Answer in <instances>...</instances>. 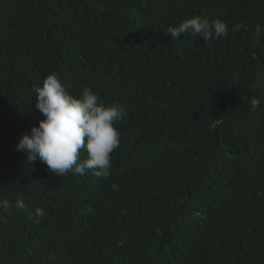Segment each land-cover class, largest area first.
Segmentation results:
<instances>
[{
  "label": "trees",
  "instance_id": "obj_1",
  "mask_svg": "<svg viewBox=\"0 0 264 264\" xmlns=\"http://www.w3.org/2000/svg\"><path fill=\"white\" fill-rule=\"evenodd\" d=\"M51 73L126 110L107 179L17 151ZM0 199V264H264V0H0Z\"/></svg>",
  "mask_w": 264,
  "mask_h": 264
},
{
  "label": "clouds",
  "instance_id": "obj_2",
  "mask_svg": "<svg viewBox=\"0 0 264 264\" xmlns=\"http://www.w3.org/2000/svg\"><path fill=\"white\" fill-rule=\"evenodd\" d=\"M256 31H262L259 25ZM167 32L173 40L190 34L203 38L205 43L229 35L224 21L199 15L185 19L178 26H169ZM33 91L35 107L44 119L30 133L23 134L16 145L17 151L25 152L31 163L39 159L50 173L59 177L69 172L82 176L91 170L94 176L107 179L112 166L111 154L120 146V132L114 125L123 122L124 107L119 103L100 102L98 95L87 86L81 94L73 95L56 73L48 74L42 86L34 87ZM259 105L260 100L252 97L251 109L256 110ZM81 152L87 153L86 159L80 158ZM11 206L8 200L0 199V211L7 212ZM15 207L26 209L27 205L19 199ZM45 214V209L37 208L35 222L40 223Z\"/></svg>",
  "mask_w": 264,
  "mask_h": 264
}]
</instances>
